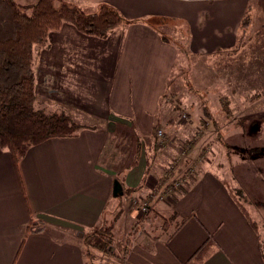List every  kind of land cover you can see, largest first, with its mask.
Segmentation results:
<instances>
[{
  "label": "crops",
  "instance_id": "1",
  "mask_svg": "<svg viewBox=\"0 0 264 264\" xmlns=\"http://www.w3.org/2000/svg\"><path fill=\"white\" fill-rule=\"evenodd\" d=\"M15 1L29 6L38 0ZM69 1L88 13L103 5L114 8L127 23L104 38L66 24L33 47L36 107L47 114L64 111L84 128L32 147L18 168L0 148V264H90L88 250L94 264H188L208 241L214 252L203 264H264L260 227L252 219L254 228L238 207L224 178L211 168L195 169L197 158L178 160L154 132L164 119L179 56L178 45L164 39L162 29L185 27V46L193 55L218 54L240 41L244 47L241 26L252 0ZM255 9L252 22L264 28V0L256 1ZM254 74L263 81L264 67H254ZM263 93L255 100L261 102ZM255 113L251 123L258 134L264 112ZM252 159H264V152ZM172 165L173 178L157 191L158 178ZM146 175L142 188L125 193ZM116 181L122 195H114ZM147 197L153 198L149 217L167 215L175 225L187 219L173 236L164 228L162 233L140 230L122 236L125 243L108 252L85 242V233L103 222L115 228L141 220L132 202ZM32 219L43 231L27 233Z\"/></svg>",
  "mask_w": 264,
  "mask_h": 264
},
{
  "label": "rangeland",
  "instance_id": "2",
  "mask_svg": "<svg viewBox=\"0 0 264 264\" xmlns=\"http://www.w3.org/2000/svg\"><path fill=\"white\" fill-rule=\"evenodd\" d=\"M256 1L252 0L251 26L243 36L244 47L230 54L193 55L185 46L188 35L185 27L176 31L162 29L164 39L178 45L179 56L164 101L167 106L164 105V119L157 122L154 132L157 137L158 132L163 131L160 146L173 147L178 160L186 163L189 157L197 158L195 169L211 168L226 180L259 225L264 243V159L252 161L255 155L264 152V126L257 134L258 129L251 123L255 112L257 116L264 112V99L255 100V94L264 92V80H258V74H254V67L259 69L261 65L262 70L264 67V28L252 22L256 17ZM203 106L207 107L209 115L204 114ZM173 129L180 134H169ZM138 148L140 153L143 147L138 145ZM238 148L243 150L238 151ZM169 168L173 169L174 165ZM241 191L245 195H241ZM142 203L140 200L132 202L135 212H140ZM148 213L140 212L139 216L142 218ZM150 217L153 222H144L139 231L162 233L164 219L171 218L167 215ZM171 223L170 230L164 231L167 235L177 226ZM132 225L121 223L114 228L115 246L125 243L122 236L136 234Z\"/></svg>",
  "mask_w": 264,
  "mask_h": 264
},
{
  "label": "trees",
  "instance_id": "3",
  "mask_svg": "<svg viewBox=\"0 0 264 264\" xmlns=\"http://www.w3.org/2000/svg\"><path fill=\"white\" fill-rule=\"evenodd\" d=\"M126 23L119 11L105 5L95 13H88L69 0H38L29 6H22L15 0H0V148L12 155L17 168L32 147L54 138L73 137L84 128L64 111L47 114L36 107L33 47L46 43L51 33L59 31L66 24L73 25L82 34L104 38ZM250 24V19L246 16L241 26L243 36ZM240 46L241 41L233 49L218 54H230ZM203 109L204 114L209 115L207 107L203 106ZM173 176L174 168H167L165 175L158 178L157 191L166 186ZM147 178L148 175L136 188H126L125 193H133L142 188ZM224 183L238 207L257 229V224L252 220L250 213L225 179ZM240 193L245 195L243 191ZM144 200L150 203L153 198L147 197ZM173 216L175 219L178 218L177 214ZM151 220L153 219L149 217V213L144 214L141 221L132 225V231L137 233L141 224ZM186 221V218H182L171 236L178 232ZM171 222H174L173 217L164 219L162 227L166 231L170 230ZM43 229L41 222L32 219L28 224L27 233L41 232ZM25 240L26 236L23 243ZM84 240L91 247L108 252L115 246L114 225L103 222L86 232ZM132 241L130 235L122 249L124 258ZM89 252L88 250L87 255L90 264H94ZM212 252L214 245L208 241L194 254L188 264H203Z\"/></svg>",
  "mask_w": 264,
  "mask_h": 264
},
{
  "label": "built area",
  "instance_id": "4",
  "mask_svg": "<svg viewBox=\"0 0 264 264\" xmlns=\"http://www.w3.org/2000/svg\"><path fill=\"white\" fill-rule=\"evenodd\" d=\"M158 138H162L163 137V131H159L158 132ZM180 184H178L179 186ZM139 210L141 213H146L149 211V203L148 202H143L142 205L139 207Z\"/></svg>",
  "mask_w": 264,
  "mask_h": 264
},
{
  "label": "water",
  "instance_id": "5",
  "mask_svg": "<svg viewBox=\"0 0 264 264\" xmlns=\"http://www.w3.org/2000/svg\"><path fill=\"white\" fill-rule=\"evenodd\" d=\"M122 195L123 192H122V186L121 184L116 181L115 184H114V195L117 196V195Z\"/></svg>",
  "mask_w": 264,
  "mask_h": 264
}]
</instances>
